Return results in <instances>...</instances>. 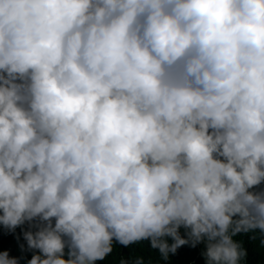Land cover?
Listing matches in <instances>:
<instances>
[{
  "label": "trees",
  "instance_id": "trees-1",
  "mask_svg": "<svg viewBox=\"0 0 264 264\" xmlns=\"http://www.w3.org/2000/svg\"><path fill=\"white\" fill-rule=\"evenodd\" d=\"M217 1L235 32L212 0H0V264H264V0Z\"/></svg>",
  "mask_w": 264,
  "mask_h": 264
},
{
  "label": "water",
  "instance_id": "water-1",
  "mask_svg": "<svg viewBox=\"0 0 264 264\" xmlns=\"http://www.w3.org/2000/svg\"><path fill=\"white\" fill-rule=\"evenodd\" d=\"M214 3H215L218 7L221 6L216 0H214ZM219 10H220V12H221V14H222V17H223V13H222V11H221L220 8H219ZM230 15H231V14H230ZM230 15H229V16H230ZM231 17H232V15L230 16V18H231ZM223 20H224V17H223ZM231 20L233 21V18H232ZM235 28H236V26H235V24H234V22H233V29H232V30L235 31ZM27 192H28V190H25L24 192L20 193V194L18 195V197H17L16 203H19V202H20L19 199L23 200L24 197L27 195ZM21 196H22V197H21ZM20 197H21V198H20ZM30 229H31V224H30Z\"/></svg>",
  "mask_w": 264,
  "mask_h": 264
},
{
  "label": "bare ground",
  "instance_id": "bare-ground-1",
  "mask_svg": "<svg viewBox=\"0 0 264 264\" xmlns=\"http://www.w3.org/2000/svg\"><path fill=\"white\" fill-rule=\"evenodd\" d=\"M222 8H224L225 10H226V12L222 9ZM220 9H221V11H222V13H223V17H224V20H225V23L229 26V27H233V22H232V20H231V18H230V16H229V12H228V10H227V8L226 7H224V6H220ZM22 197V196H21ZM20 197V198H21ZM20 201H21V199H19Z\"/></svg>",
  "mask_w": 264,
  "mask_h": 264
},
{
  "label": "clouds",
  "instance_id": "clouds-1",
  "mask_svg": "<svg viewBox=\"0 0 264 264\" xmlns=\"http://www.w3.org/2000/svg\"><path fill=\"white\" fill-rule=\"evenodd\" d=\"M213 2H214V0H212ZM217 1V0H216ZM218 2V1H217ZM219 3V2H218ZM220 4V3H219ZM221 5V4H220ZM218 7V6H217ZM218 8H220V7H218ZM219 12H220V10H219ZM229 12V11H228ZM220 14H221V12H220ZM229 15H230V12H229ZM221 16H222V14H221ZM231 16V15H230ZM233 17H231V19H232ZM222 19H223V17H222ZM223 22L225 23V20H223ZM233 22V21H232ZM225 25L227 26V27H229L226 23H225ZM229 29L232 31V32H235L234 30H232L233 29V27L231 28V27H229ZM235 30H236V28H235ZM263 63H264V60L262 61ZM251 65H255V64H251Z\"/></svg>",
  "mask_w": 264,
  "mask_h": 264
}]
</instances>
